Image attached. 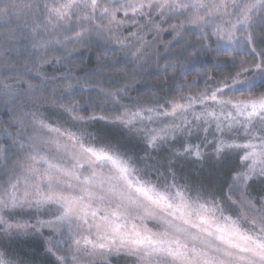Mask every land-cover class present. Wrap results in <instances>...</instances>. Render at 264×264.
<instances>
[{"label": "snow or ice", "instance_id": "snow-or-ice-1", "mask_svg": "<svg viewBox=\"0 0 264 264\" xmlns=\"http://www.w3.org/2000/svg\"><path fill=\"white\" fill-rule=\"evenodd\" d=\"M0 105V264H264V0H0Z\"/></svg>", "mask_w": 264, "mask_h": 264}, {"label": "trees", "instance_id": "trees-1", "mask_svg": "<svg viewBox=\"0 0 264 264\" xmlns=\"http://www.w3.org/2000/svg\"><path fill=\"white\" fill-rule=\"evenodd\" d=\"M163 39H164L165 41H168V40H171L172 38H171V36H167V35H166V36L163 37ZM170 47H172V48H176V47H177L176 42L173 41V42H172V45H171ZM160 53H161V56H166V55H167V51H166V49H165L163 46L160 47ZM97 54H98V53H92V54H91L92 57H93V61H94V59H95V55H97ZM208 63H209V61H208L207 58H204V57L201 58V60H200V64H201V65L207 66ZM193 74H194V70H193ZM216 78H217V79H220L221 77L217 74ZM152 83H156V81L153 80Z\"/></svg>", "mask_w": 264, "mask_h": 264}, {"label": "rangeland", "instance_id": "rangeland-1", "mask_svg": "<svg viewBox=\"0 0 264 264\" xmlns=\"http://www.w3.org/2000/svg\"><path fill=\"white\" fill-rule=\"evenodd\" d=\"M6 111L7 110L2 105H0V119H3L4 118V113ZM34 247H35V243L32 242V241H28V242H25V243H21L19 245L20 250L23 251V252H31V250Z\"/></svg>", "mask_w": 264, "mask_h": 264}]
</instances>
